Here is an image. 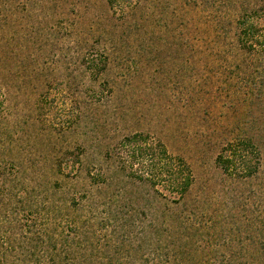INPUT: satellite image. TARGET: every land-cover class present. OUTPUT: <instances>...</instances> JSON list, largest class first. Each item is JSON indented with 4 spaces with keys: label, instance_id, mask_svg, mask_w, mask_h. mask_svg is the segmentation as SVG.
<instances>
[{
    "label": "rangeland",
    "instance_id": "1",
    "mask_svg": "<svg viewBox=\"0 0 264 264\" xmlns=\"http://www.w3.org/2000/svg\"><path fill=\"white\" fill-rule=\"evenodd\" d=\"M219 15H229L230 33L216 30ZM244 20L262 26L264 0H0V209L16 168L29 169L26 187H48L38 202L43 226L83 232L96 264L112 253L114 264L157 263L143 232L150 217L139 207L146 162L131 171L119 149L138 133L191 171L184 203L186 212L196 208L195 264H264V155L258 180L231 181L215 164L220 135L212 134L243 116L264 123L257 100L249 111L244 100L258 66L229 53ZM116 166L120 185L137 194L130 200L111 188L125 206L117 220H101L99 209L89 219L82 191L92 178L116 186L94 176ZM16 218L28 217L21 208Z\"/></svg>",
    "mask_w": 264,
    "mask_h": 264
},
{
    "label": "trees",
    "instance_id": "2",
    "mask_svg": "<svg viewBox=\"0 0 264 264\" xmlns=\"http://www.w3.org/2000/svg\"><path fill=\"white\" fill-rule=\"evenodd\" d=\"M248 20L242 21L243 23L233 29L232 37L229 38V53L236 63L245 64V61L249 60L252 65L258 66L257 80L254 77H247L245 81L247 89L244 100L248 103V111L257 107L261 115L264 113V24L257 27ZM214 25L220 33L226 29H229L230 33L229 15L217 16ZM240 66L237 65L238 68ZM254 99L258 104L254 107L249 106L254 103ZM253 114L254 112L250 111L247 116L252 117ZM246 119L243 116L236 122L220 126L218 131L214 128L212 134H216V137L220 135L218 139L220 148L215 157V164L221 175L231 181L249 185L259 179L261 172L260 158L264 155V123L254 124L255 121ZM147 142V138L137 133L124 137L119 143V149L127 153L129 161L131 160L129 165L131 171L135 162L138 164L146 162L147 177L143 180L146 181L145 186L149 190L146 191L148 195L145 198L146 203L139 207H141L140 212L150 217L149 224L143 232H147L145 238L154 246L153 252L156 253L157 260L155 264H186L187 262L195 264L194 240L199 234L197 216L193 210L196 208L193 206V209L186 212L184 203L192 186L191 171L182 158L170 155L164 144ZM0 152L2 153L0 159L3 160L6 152ZM63 160L66 162L68 159ZM16 170L11 183L13 184L11 192L6 201L7 208L0 209V264H96L95 260L98 256H95L91 249L82 247V244L88 242L83 232L72 229L70 234L56 233V228H52L56 233L54 235L50 227L43 226L38 202L42 192L48 190V187L37 182L26 187L23 179L25 175L28 176L29 169L18 167ZM94 176L104 182L108 180L117 182L116 186L107 185L108 187L102 189L98 187L96 179L92 178L89 182V191H82L81 211L89 218L94 215V210L99 209L98 214H104L101 220L115 222L125 206L112 189L123 187L122 193L128 195L126 199L130 200L135 197L132 193L137 194L136 189L127 188L125 184L120 185L119 181L124 177L120 176L117 166L105 172L101 170ZM158 185L162 190L157 189ZM257 187L259 193L264 192V183H259ZM19 189L21 195H18ZM132 190L134 192H131ZM44 203L43 209L47 212L46 206L51 203ZM21 208L28 217L22 223L16 218ZM2 212L9 214L6 217ZM55 212L54 214H59L57 209ZM10 227L14 228V231L9 230ZM164 233L166 235L163 238ZM163 246L167 251L162 253ZM101 258L106 259L107 264H114L112 262L115 261L116 256L112 253Z\"/></svg>",
    "mask_w": 264,
    "mask_h": 264
}]
</instances>
